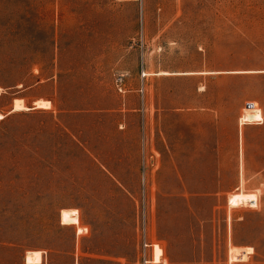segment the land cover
<instances>
[{
	"label": "rangeland",
	"instance_id": "obj_1",
	"mask_svg": "<svg viewBox=\"0 0 264 264\" xmlns=\"http://www.w3.org/2000/svg\"><path fill=\"white\" fill-rule=\"evenodd\" d=\"M0 264H264V0H0Z\"/></svg>",
	"mask_w": 264,
	"mask_h": 264
},
{
	"label": "bare ground",
	"instance_id": "obj_2",
	"mask_svg": "<svg viewBox=\"0 0 264 264\" xmlns=\"http://www.w3.org/2000/svg\"><path fill=\"white\" fill-rule=\"evenodd\" d=\"M17 107V106H16ZM18 107H19V104H18Z\"/></svg>",
	"mask_w": 264,
	"mask_h": 264
}]
</instances>
